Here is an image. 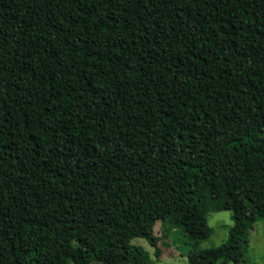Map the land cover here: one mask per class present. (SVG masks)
<instances>
[{
  "label": "trees",
  "instance_id": "16d2710c",
  "mask_svg": "<svg viewBox=\"0 0 264 264\" xmlns=\"http://www.w3.org/2000/svg\"><path fill=\"white\" fill-rule=\"evenodd\" d=\"M171 219L186 264L264 220V0H0V264H156Z\"/></svg>",
  "mask_w": 264,
  "mask_h": 264
},
{
  "label": "rangeland",
  "instance_id": "374dc122",
  "mask_svg": "<svg viewBox=\"0 0 264 264\" xmlns=\"http://www.w3.org/2000/svg\"><path fill=\"white\" fill-rule=\"evenodd\" d=\"M208 204L211 201H208ZM208 224L212 228V234L199 243V247L216 246L222 242L227 235V231L232 226L231 212L228 210L217 211L209 209ZM154 233L157 236L158 255L154 253L145 238H132L131 243L142 245L148 250L156 264H186L188 244L187 237L182 232L179 224L171 219L170 223L164 224L157 221L154 225ZM248 244L244 252L245 261L241 264H264V220H258L253 224L249 232ZM90 264H101L93 261ZM215 264H234L231 261Z\"/></svg>",
  "mask_w": 264,
  "mask_h": 264
}]
</instances>
